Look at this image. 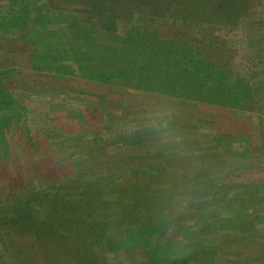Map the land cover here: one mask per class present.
Here are the masks:
<instances>
[{
	"label": "trees",
	"instance_id": "obj_1",
	"mask_svg": "<svg viewBox=\"0 0 264 264\" xmlns=\"http://www.w3.org/2000/svg\"><path fill=\"white\" fill-rule=\"evenodd\" d=\"M236 2L217 25L151 17L143 0H0V72L15 76L16 64L57 73L73 82L48 88L62 100L81 94L78 112L65 118L49 115L52 106L13 113L24 122L42 113L48 140L36 144L26 131L31 162L0 159V169L15 170L0 177V264H127L109 222L152 256L162 241L143 234L171 212L170 193L180 189L171 175L184 176L182 189L190 181L188 190L202 184L213 196L198 215L177 218L182 240L170 243L168 264H264V195H256L264 190V0ZM127 93L189 106V121L150 144L148 118L134 125L124 119L131 109L113 110ZM140 106L133 113L153 112ZM221 183L227 192H211ZM155 187L172 192L153 194Z\"/></svg>",
	"mask_w": 264,
	"mask_h": 264
},
{
	"label": "rangeland",
	"instance_id": "obj_2",
	"mask_svg": "<svg viewBox=\"0 0 264 264\" xmlns=\"http://www.w3.org/2000/svg\"><path fill=\"white\" fill-rule=\"evenodd\" d=\"M38 1L41 2V0H38ZM251 1L256 2V0H251ZM143 2L146 8V14H148L151 17L164 15L172 19L190 20L197 24L203 21H215L217 25H223L224 24L223 13L228 14L229 12H235L234 9L235 7H237L236 0H143ZM258 5H259V2H258ZM252 8L254 9V13L256 12L257 16H261L260 11H259L261 9V6H252ZM4 14L5 12H3L2 10L0 12V17H2V15ZM213 16L215 17L214 19L211 18ZM231 24L232 23H228V26ZM89 45L90 44L87 43L85 48H88ZM0 55H2V53H0ZM15 68L19 71V73L15 74V76L17 75L18 77L14 76L15 72H13L12 69H10V71H7L9 73L0 72V126H6L4 127L6 131L5 137H7L6 140H8V142L11 144L9 148L7 147L3 148L4 147L3 145L5 144H3L0 141V146H1L0 147V159L2 158L1 159L2 161L4 159L6 161L13 162V158L17 159V156H18L21 158H26L28 162H31V156H30L31 152L28 149V147L30 146L25 148L24 150L25 152H23L22 150V146L24 143L23 141L25 142L30 141L29 136H26L27 134L26 131L30 130L31 131L30 135L36 141V144L38 142L47 144L48 138L46 137L44 133L45 130L43 131V127L45 126L41 124V120L43 122L44 115L40 113L39 115L40 118H38L39 121L38 120L28 121V122L27 121L24 122L22 120L15 121L14 116L17 113L16 110H18V113L21 110L22 115L20 117L26 118L28 115V112H27L28 109L26 110L27 107L32 108L35 111H39V110L44 111V110H48L49 106H52L55 108H54V111L49 112V115H53L54 117L56 116L59 118L60 115H62V113L64 114L65 113L67 114V112L75 113L74 111L76 110H74L73 108H77L74 105L76 104L75 101L78 100V98L75 97L74 95L76 94L81 95V94L74 92L71 94V96L69 95L66 97L65 100H62L61 98H62V95L64 94L63 92L60 91V93H62L60 94L58 91H52L48 87H51V83H54V82L59 83V84H64L65 82L72 83L73 81L71 78L59 75L57 73L53 74L52 76L47 75L46 73H40V74H35L33 72L31 73L29 70H26L24 68L20 69L22 67L16 64H15ZM0 70L2 71L5 69L1 68ZM21 81H27L28 83L21 82ZM30 82L31 83L34 82V83H32L30 86L29 85ZM42 86H44V88H42ZM22 91H24V94H21ZM79 92H81V90H79ZM26 94H30V95H26ZM131 97L132 96H128V93H127L124 99L125 102H123L122 104H119L120 106L118 105L115 106L113 110H117L116 108L118 107H124V110L126 111L131 109V111L127 112V115L124 116V119H128V117L133 115L130 122L134 125L137 123H140L141 121H143V119L147 118V114H148L147 112L133 113L135 112L134 109H140L141 107L140 105H142V103L143 105L145 103H147V105H152V106L154 105V108L152 110L153 113H160V112L166 113V117H167L166 120L169 121L168 122L169 130H173L177 128L179 125L186 124V122L189 121L187 119L190 113L188 109L189 110L192 109L189 106H187V108L185 106H180V105H176L172 107H169V106L162 107L161 106L162 104L158 101L159 99H157L156 97L155 99H153L154 96H150V95L139 96L141 98H139L136 101H132ZM188 103L186 105H188ZM63 104H65V107L67 110H65V108L59 107V106L62 107ZM13 113H15V115H13ZM191 113L195 115V113L193 112ZM197 113H198V116L200 115H206L207 117L211 116L208 114H204L205 113L204 110H199V112ZM37 115L38 114L34 116H37ZM61 117H64V116L62 115ZM235 124L236 126L238 124L236 128H238L240 125V123L238 122ZM64 126L66 127L68 125L62 124L61 130L65 128ZM153 132L154 133H151L152 136L148 140V142L150 144H154V143L158 144V142H156L158 134L157 132H155V130ZM140 144L146 145L145 142L139 143V145ZM43 153L36 152L35 153L36 156L34 158H40L41 156L44 155ZM257 155H255L252 159H255ZM205 158L207 159V156H205ZM205 158L203 157V159ZM176 163L173 164L172 162L174 166H176ZM5 170H6L5 166L0 169V177L2 176L5 178L9 176L8 174L15 173V170H10V169L7 171ZM89 178H91V176L87 177V179ZM170 178L172 182H178V188L180 189H175L172 192V190L169 189L168 187H155L153 188L152 192L153 194L170 193V190H171V192L173 193V194L170 193L173 199L172 201L169 202L171 211H174L177 206L181 205L182 203L186 201L187 207L184 210L185 215L191 214L190 211H193V214L198 215L199 211L201 210L199 207L204 206V205H210L213 195L212 196L209 195L208 197L207 195L208 192L205 190L202 184H198L190 191L188 190L191 187L190 181L186 185H184L186 189H182L183 188L182 181L185 179L183 175L181 176L171 175ZM7 179H9V177H7ZM177 179H181V180L178 181ZM174 187L177 188L176 186ZM229 188H230V185L221 183L220 185L218 184L217 186L213 187L211 192L224 193V192H227ZM233 194L236 195L235 190H233ZM256 195L263 196L264 190L260 193H257ZM85 198L91 199L92 196L86 194ZM158 206L159 205H157V207ZM173 222L177 226V219ZM168 224H169V221L167 220V217L162 216V220L160 221H157V217H156L155 224L148 227V229L143 234V237H149V238H154L155 236L156 237L159 236L160 240L162 241L161 246L155 247L154 252L152 253V256H150V254L148 256V254L145 252V250L140 244L138 243L132 244L134 242L131 240V237H129V235H126L124 237H119L117 234H114V233H118L117 232L118 230L122 231L123 230L122 226L114 222H109L108 226L112 233L111 238H113V240L117 238H121V240H119V245L123 250L122 253L126 257L125 260L127 264H152V262L150 261V258L151 259L153 258L155 260V264H168L165 258L172 256V252H170V250L172 249H170L169 246H170V243L174 241V239H176V236L174 235V233L172 234L171 237L166 235ZM126 230L127 229L124 228V230L120 232L122 234L128 233ZM130 231L132 230H129V232ZM187 236H190V234H187ZM124 247H127L128 249ZM173 254L175 255V253ZM210 264H215V263L210 262Z\"/></svg>",
	"mask_w": 264,
	"mask_h": 264
},
{
	"label": "clouds",
	"instance_id": "obj_3",
	"mask_svg": "<svg viewBox=\"0 0 264 264\" xmlns=\"http://www.w3.org/2000/svg\"><path fill=\"white\" fill-rule=\"evenodd\" d=\"M166 113L160 112V113H153L149 112L147 114V118L149 119V127H152L155 129V131L160 134L162 137H167L168 132V121L164 118ZM187 207V202L185 201L181 205L177 206L174 211L165 210L164 216L167 217V220L169 221L167 233L166 235L171 237L172 234L176 231V224L173 222L175 221L185 210ZM177 242H181L182 238L177 235L176 237Z\"/></svg>",
	"mask_w": 264,
	"mask_h": 264
},
{
	"label": "crops",
	"instance_id": "obj_4",
	"mask_svg": "<svg viewBox=\"0 0 264 264\" xmlns=\"http://www.w3.org/2000/svg\"><path fill=\"white\" fill-rule=\"evenodd\" d=\"M132 116H133V115H131L130 117H128V119L131 120V119H132ZM140 123H141V122H140Z\"/></svg>",
	"mask_w": 264,
	"mask_h": 264
}]
</instances>
